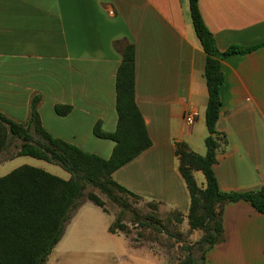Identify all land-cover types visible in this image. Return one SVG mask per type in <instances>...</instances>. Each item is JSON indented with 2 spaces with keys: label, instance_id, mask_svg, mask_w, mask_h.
I'll return each mask as SVG.
<instances>
[{
  "label": "crops",
  "instance_id": "crops-1",
  "mask_svg": "<svg viewBox=\"0 0 264 264\" xmlns=\"http://www.w3.org/2000/svg\"><path fill=\"white\" fill-rule=\"evenodd\" d=\"M197 6L219 51L256 46L219 60L215 129L223 140L212 165L221 191L256 190L264 187V44L259 45L264 42V0H197ZM125 44L133 46L134 102L150 145L111 178L143 201L185 218L188 198L175 146L183 143L192 151L195 138L203 141L206 135L204 53L186 0H0V112L24 123L30 98L38 95L45 131L108 157L113 142L94 136L92 126L97 122L104 132L115 128L114 76ZM55 105L70 109L57 115ZM187 106L197 112L189 125L182 119ZM10 153L6 147L0 151V164L26 156ZM38 160L45 164H25L68 178L67 172L66 177L57 173L56 164ZM198 172H192L194 180ZM105 214L83 200L43 264H90L87 252L112 254V236L123 237L130 250L124 233L108 231ZM221 225L222 240L205 252L206 264L211 259L214 264H264V213L246 201L228 202Z\"/></svg>",
  "mask_w": 264,
  "mask_h": 264
},
{
  "label": "trees",
  "instance_id": "trees-1",
  "mask_svg": "<svg viewBox=\"0 0 264 264\" xmlns=\"http://www.w3.org/2000/svg\"><path fill=\"white\" fill-rule=\"evenodd\" d=\"M186 1L191 27L204 53L202 76L206 96L203 124L206 135L203 138L202 155L187 149L183 143L175 146L177 171L188 198L186 223L189 229L201 231L195 242L200 252L198 259L188 251L175 264H206V250L222 240L221 210L225 203L246 201L255 211L264 213L263 186L243 192L221 191L212 170L216 149L223 140V136L215 129L222 81L219 60L228 55L246 53L256 46L244 48L231 45L219 51L211 32L203 23L197 0ZM262 44L264 42L259 45ZM38 102V95L30 98L28 117L24 123L15 122L0 112V151L7 146L10 138H16L19 143L15 155H26L56 164L69 176L61 179L26 164L0 176V264H43L59 240L67 219L83 200L107 212L96 193H83L87 185L112 200L117 198L114 191L139 198L111 178L115 169L150 145L141 114L134 102L131 44L122 46L114 76L115 128L112 132H104L97 122L92 126L94 136L113 142L108 157L84 152L71 143L51 136L40 124ZM69 109V105L54 106L57 115L66 114ZM193 171L201 173L202 187L196 184ZM172 211L174 218L179 221L181 213ZM133 220L137 221V218L133 217ZM138 223L148 224L143 221ZM125 229L118 216L108 226L111 233ZM262 251L264 253V248Z\"/></svg>",
  "mask_w": 264,
  "mask_h": 264
},
{
  "label": "rangeland",
  "instance_id": "rangeland-1",
  "mask_svg": "<svg viewBox=\"0 0 264 264\" xmlns=\"http://www.w3.org/2000/svg\"><path fill=\"white\" fill-rule=\"evenodd\" d=\"M200 118H202V115H200ZM194 141V148H191L192 151L202 155L204 153L203 141L197 140V137ZM18 143V139L12 138L11 144L6 146V151L14 152L13 154H15V148ZM25 163L45 164L32 157L19 156L12 158L11 161L4 164H0V176L10 167ZM55 168L58 174L66 177V171L58 165ZM198 173V175H195V180L197 183L201 181L202 184L203 177L200 172ZM87 191H93L103 201V206L107 211L105 218L110 224L114 221L115 217H119L120 223L126 228L121 232L128 238L129 244L133 246L127 251L125 239L123 237L112 236L113 240L111 243L114 246L112 254L105 253L97 256V254L87 252V257L89 256L91 259L90 264H175L188 251L191 252L195 259H198L200 252L196 249L195 242L200 237L201 231L189 229L186 218L180 217L178 218L179 221H177L174 218L175 215L172 210L165 209L155 202L133 198L125 193L114 191V195L117 198L116 200H112L89 185L85 187L83 193ZM133 217H136L137 221L133 220ZM138 221L148 224L141 225ZM209 263L214 264L213 259Z\"/></svg>",
  "mask_w": 264,
  "mask_h": 264
},
{
  "label": "built area",
  "instance_id": "built-area-1",
  "mask_svg": "<svg viewBox=\"0 0 264 264\" xmlns=\"http://www.w3.org/2000/svg\"><path fill=\"white\" fill-rule=\"evenodd\" d=\"M196 117H197V112L193 106H187L184 109L182 114V119L186 125L193 123Z\"/></svg>",
  "mask_w": 264,
  "mask_h": 264
}]
</instances>
